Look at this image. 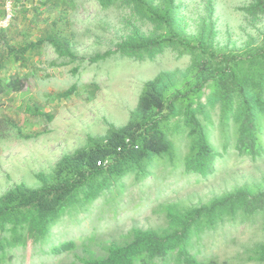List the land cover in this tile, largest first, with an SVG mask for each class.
Masks as SVG:
<instances>
[{
  "label": "trees",
  "instance_id": "trees-1",
  "mask_svg": "<svg viewBox=\"0 0 264 264\" xmlns=\"http://www.w3.org/2000/svg\"><path fill=\"white\" fill-rule=\"evenodd\" d=\"M78 1L44 0L52 20L34 41L7 46L6 58L22 64L28 52L49 47L62 66L78 61L67 26L68 9ZM94 1L101 9L129 10L150 31L131 28L114 50L90 62L154 60L171 50L189 57L190 64L146 81L126 124L110 126L104 136L62 155L49 173L36 174L35 187L19 183L0 195V264H49L67 253L78 264H227L202 256L200 247L204 238L230 242L239 227L258 236L246 259L264 264V187H235L196 205L169 201L215 177L230 150L240 162L264 161V30L222 43L213 2L191 30V0ZM3 5L0 0V18ZM238 11L252 27L264 18V0H251ZM5 30L0 29L2 39ZM22 87L15 77L0 81V92ZM212 115L223 128L222 150L212 141ZM148 210L160 217L158 226L119 232L126 219ZM109 230L117 236L97 241Z\"/></svg>",
  "mask_w": 264,
  "mask_h": 264
},
{
  "label": "rangeland",
  "instance_id": "rangeland-1",
  "mask_svg": "<svg viewBox=\"0 0 264 264\" xmlns=\"http://www.w3.org/2000/svg\"><path fill=\"white\" fill-rule=\"evenodd\" d=\"M43 1L20 0L12 22L5 28V37L0 38L1 83L12 77L23 83L18 92L6 89L0 92V195L19 183L35 187L36 174L49 173L62 155L85 147L90 137L104 136L110 126L126 124L146 81L162 72L180 73L190 64L189 57L171 50L154 60L128 61L110 57L106 61L90 62L96 54L114 50L131 28L150 31L149 26H142L131 18L129 10L120 6L101 9L94 0H80L67 12V26L74 36L78 61L62 66L56 53L43 47L25 54L24 63H15L12 58H6L7 46L19 48L34 41L38 30L53 18ZM209 2L215 3L222 43H226L228 36L230 42L239 43L247 39V33L258 37L264 30V18L248 27L238 11L251 0H191L194 12L190 13L191 30L205 14ZM52 62L58 65L52 66ZM75 67L78 68L76 74L73 73ZM72 86H75L73 93L61 98L60 94ZM208 94L205 89L202 103ZM212 119V141L222 150L223 128L217 116L212 115ZM230 153L231 158L220 165L215 177L206 184L187 186L169 201L196 205L235 187H264V161L240 162L232 150ZM160 223V217L148 210L126 219L119 232H126L133 225L145 229ZM234 233L226 244L222 237L204 238L200 247L202 256L213 255L221 261L227 260V264H254L246 257L258 236H254L252 229L243 227ZM117 234L109 230L100 234L97 241ZM81 247L79 244V251ZM49 264L78 262L67 253L50 259Z\"/></svg>",
  "mask_w": 264,
  "mask_h": 264
},
{
  "label": "built area",
  "instance_id": "built-area-1",
  "mask_svg": "<svg viewBox=\"0 0 264 264\" xmlns=\"http://www.w3.org/2000/svg\"><path fill=\"white\" fill-rule=\"evenodd\" d=\"M17 1L20 0H4V15L0 18V29L7 28L12 22Z\"/></svg>",
  "mask_w": 264,
  "mask_h": 264
}]
</instances>
